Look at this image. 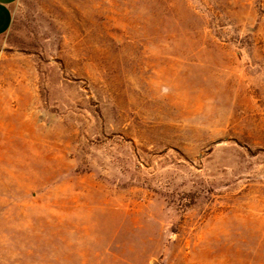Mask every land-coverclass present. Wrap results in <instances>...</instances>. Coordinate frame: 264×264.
I'll return each mask as SVG.
<instances>
[{"label":"rangeland","instance_id":"1","mask_svg":"<svg viewBox=\"0 0 264 264\" xmlns=\"http://www.w3.org/2000/svg\"><path fill=\"white\" fill-rule=\"evenodd\" d=\"M0 264H264V0H19Z\"/></svg>","mask_w":264,"mask_h":264},{"label":"crops","instance_id":"2","mask_svg":"<svg viewBox=\"0 0 264 264\" xmlns=\"http://www.w3.org/2000/svg\"><path fill=\"white\" fill-rule=\"evenodd\" d=\"M19 0H0V36L11 27L13 13Z\"/></svg>","mask_w":264,"mask_h":264}]
</instances>
